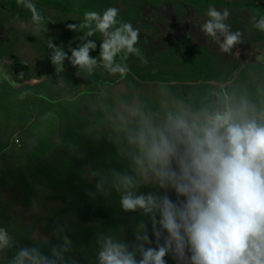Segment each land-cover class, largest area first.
<instances>
[{
  "label": "rangeland",
  "instance_id": "374dc122",
  "mask_svg": "<svg viewBox=\"0 0 264 264\" xmlns=\"http://www.w3.org/2000/svg\"><path fill=\"white\" fill-rule=\"evenodd\" d=\"M44 18L38 26L19 0H0V227L21 246L54 240L64 225L77 264H96V237L123 224L125 238L138 213H125L119 196L88 195L92 169L126 167L117 154L119 115L139 104L163 115L176 102L222 110L246 102L249 115L264 116V0H33ZM119 9L118 19L139 30L140 55L118 58L126 77L98 68L88 75L67 60L51 63L48 39L77 48L87 29L72 32L84 13ZM227 12L242 43L226 54L200 31L206 12ZM99 55L103 35L97 32ZM153 190L150 186L141 191ZM15 249L0 253L7 264ZM167 264H175L170 257Z\"/></svg>",
  "mask_w": 264,
  "mask_h": 264
},
{
  "label": "clouds",
  "instance_id": "9594fccd",
  "mask_svg": "<svg viewBox=\"0 0 264 264\" xmlns=\"http://www.w3.org/2000/svg\"><path fill=\"white\" fill-rule=\"evenodd\" d=\"M39 26L43 22L33 0H19ZM119 9L87 11L78 32L77 48L48 39L51 63L64 70L67 60L88 75L98 68L126 77L130 69L121 55H140L139 30L118 19ZM199 25L209 42L223 53L242 43L241 32L227 23L228 13L209 7ZM264 31V16L254 19ZM97 32L103 35L99 55ZM264 58V57H262ZM118 156L126 167L89 168L94 182L88 195L119 196L125 213H138L130 225L134 239L125 238L121 224L96 237V264H264V116L249 115L246 102L222 110L191 108L176 102L163 115L146 112L138 103L119 115ZM150 186L153 190L141 191ZM54 240L21 246L0 227V253L15 249L7 264H77L66 226L57 225Z\"/></svg>",
  "mask_w": 264,
  "mask_h": 264
}]
</instances>
